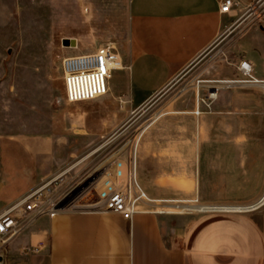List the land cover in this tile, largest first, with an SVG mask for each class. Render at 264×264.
<instances>
[{
    "label": "rangeland",
    "instance_id": "obj_1",
    "mask_svg": "<svg viewBox=\"0 0 264 264\" xmlns=\"http://www.w3.org/2000/svg\"><path fill=\"white\" fill-rule=\"evenodd\" d=\"M124 1L0 0V161L5 164L14 153L24 173L33 174L35 188L25 195L71 169L60 188L65 191L91 183L97 170L129 152L136 136L138 176L149 196L206 205H175L173 214L163 216L204 215L201 212L217 209L211 206L249 212L263 206L264 195L258 202L245 199L253 192L244 189L239 170V150L257 142L264 127V82H230L239 79V54L233 51L239 31L219 37L141 111H121L123 117L115 124L97 127L94 133L88 127L92 115L103 105L113 113L119 104L68 103L62 62L69 46L63 45L64 37L92 30L97 20L92 9L97 8L104 25H109L113 12L124 10ZM198 78L218 81L221 87L213 113L199 117ZM109 86L117 93L116 77ZM198 94L202 99L206 91ZM156 182L171 189L156 197ZM101 188L99 184L89 195L92 201H98ZM36 227L37 223L9 245L5 264H33L36 254L20 255L12 248L26 241L32 245L27 236Z\"/></svg>",
    "mask_w": 264,
    "mask_h": 264
},
{
    "label": "crops",
    "instance_id": "obj_2",
    "mask_svg": "<svg viewBox=\"0 0 264 264\" xmlns=\"http://www.w3.org/2000/svg\"><path fill=\"white\" fill-rule=\"evenodd\" d=\"M238 1L245 7L256 0ZM122 5L124 10L113 12L109 25H104L97 8L92 9L94 28L63 39L76 42L67 47V58L113 43L125 66L110 79L116 77L117 93L109 86L107 96L90 101L119 104L114 114L103 105L92 115L88 127L93 133L115 124L123 117L121 111L136 114L145 108L223 36L239 14V9L220 14L217 0H125ZM233 51L252 64L255 78L264 81V23L239 35ZM257 140L239 150L242 184L253 192L245 199L251 202L264 195V127ZM10 156L5 164L0 161V215L36 185L33 174L24 173L14 153ZM156 183V197L171 189ZM29 238L32 245L26 241L12 250L23 255L26 246L42 244L33 264H264V205L250 213L140 215L132 222L99 213L59 214L39 220ZM9 252L8 248L6 256Z\"/></svg>",
    "mask_w": 264,
    "mask_h": 264
},
{
    "label": "built area",
    "instance_id": "obj_3",
    "mask_svg": "<svg viewBox=\"0 0 264 264\" xmlns=\"http://www.w3.org/2000/svg\"><path fill=\"white\" fill-rule=\"evenodd\" d=\"M217 1L222 15H231L239 9L236 20L223 36H230L236 31H239V35H241L250 28L260 27L264 23V0H256L245 7L238 0ZM123 69L125 66L113 43L100 46L92 54L65 58L62 62V70L67 101L75 104L107 96L113 72ZM236 70L239 79L230 81L232 83L258 86L264 82L255 78L254 68L246 60L240 59ZM218 84H220L218 81L197 79L196 116L199 117L205 112L212 111V106L219 99L221 91ZM200 90L206 91V95L202 99H199L198 91L200 92ZM201 107L206 111L203 112ZM139 142L140 140L135 136L129 152L124 156L120 153L118 158L97 170L90 178H93L91 183L78 185L70 190H61V185L68 173L67 170L11 205L0 215V258L2 259L0 264H5L4 259L9 245L39 220L46 217L59 214L99 213L119 216L127 222H132L140 215L173 214V211L170 210L174 209L175 205L194 206L191 204L195 203L198 206H206L199 204V201L158 200L149 196L142 187L138 176L137 148ZM99 184H102V188L98 193V201L95 202L89 198V195L93 190H97ZM211 207H217V209L201 213H250L222 209V207L228 206ZM42 246V244L26 246L23 249V254H37Z\"/></svg>",
    "mask_w": 264,
    "mask_h": 264
},
{
    "label": "water",
    "instance_id": "obj_4",
    "mask_svg": "<svg viewBox=\"0 0 264 264\" xmlns=\"http://www.w3.org/2000/svg\"><path fill=\"white\" fill-rule=\"evenodd\" d=\"M63 45L64 46H72L75 47L76 46V42L75 40H63ZM0 262H2V259L0 258Z\"/></svg>",
    "mask_w": 264,
    "mask_h": 264
},
{
    "label": "bare ground",
    "instance_id": "obj_5",
    "mask_svg": "<svg viewBox=\"0 0 264 264\" xmlns=\"http://www.w3.org/2000/svg\"><path fill=\"white\" fill-rule=\"evenodd\" d=\"M71 171V169L68 170V172Z\"/></svg>",
    "mask_w": 264,
    "mask_h": 264
}]
</instances>
